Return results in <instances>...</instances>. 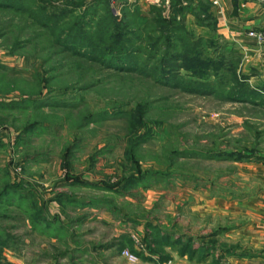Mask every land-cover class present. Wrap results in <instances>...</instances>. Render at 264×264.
Instances as JSON below:
<instances>
[{"label": "rangeland", "instance_id": "obj_1", "mask_svg": "<svg viewBox=\"0 0 264 264\" xmlns=\"http://www.w3.org/2000/svg\"><path fill=\"white\" fill-rule=\"evenodd\" d=\"M50 1L57 8L70 2ZM94 2L99 13L87 17L90 35L100 26L122 28L147 44L172 29L182 40L200 41L207 59L222 58L223 70L234 63L239 79L264 95V41L251 35L264 33V0H242L254 6L248 19L241 17L250 12L244 5L228 14L214 0L88 3ZM177 71L196 77L187 68ZM181 149L250 158L177 156ZM132 176L145 178L128 181ZM261 186L264 105L106 67L57 43L27 14L0 10V192L10 195L0 203V264H183L178 248L203 246L210 228L233 224V214L223 211L224 217L209 205ZM156 230L171 235L172 244L152 243ZM124 250L138 261H128ZM211 250L200 248L198 256Z\"/></svg>", "mask_w": 264, "mask_h": 264}, {"label": "trees", "instance_id": "obj_2", "mask_svg": "<svg viewBox=\"0 0 264 264\" xmlns=\"http://www.w3.org/2000/svg\"><path fill=\"white\" fill-rule=\"evenodd\" d=\"M90 1L88 0V2ZM88 2L86 0H70L62 8H57L51 4L50 0H0V10L21 15L27 14L34 20L35 24L50 30L54 34L57 43L75 53L91 57V59L101 62L106 67L135 71L144 76L152 77L161 84L190 93L215 95L219 98L264 105V95L257 89L251 88L243 79H239L240 77L236 74L234 63L223 70L222 58L220 60L207 59L203 53L200 41L192 43L185 41V39L182 40L179 36L172 35V29L167 30L161 36L159 35L156 37L157 39L150 37L152 41L147 44L142 43L140 37H135L136 40L130 39L125 35L122 28L118 32L103 28V32L111 42L107 40L102 42L104 38L101 37L103 34L101 26L99 27V33L90 35L85 29L89 27L87 17L91 16L93 18L99 11H97V2ZM177 3L179 4L180 0H177ZM83 6H86L84 12H79L75 15V12ZM66 18L72 20L66 22ZM156 21L162 24L165 22H162L159 17H157ZM10 25H13L12 22ZM189 38L191 40V37ZM16 42L18 45L20 44V41ZM103 43L109 46H102ZM81 49H85V51H81ZM120 59L122 61L121 65L113 63ZM179 59H182V62ZM178 68H187L196 77H186L177 71ZM219 70L223 71V73ZM229 72L231 75L227 76L226 74H229ZM143 139L147 140L148 137L144 136ZM176 153L177 156L181 157H204L239 161L250 158L249 155H243L244 153L239 151L181 149V151L177 150ZM149 174L155 178H157L156 175L162 176V172H151ZM143 178L145 176H132L127 180L132 182L138 180L141 182ZM8 199H10L8 190L3 189L0 192V203L3 204L9 201ZM147 233L149 234L150 231ZM150 236L154 238L152 243L158 244L160 241L161 244L163 242L169 245L172 244L171 235L164 236L156 230ZM163 237H167L165 241L162 239ZM176 240L177 242H182L181 238ZM152 243L150 242L149 248L155 251ZM182 246L178 248L180 252L182 254L190 252L192 256L197 251H200V248L205 249L204 246L194 249L191 243ZM139 254L142 255V253Z\"/></svg>", "mask_w": 264, "mask_h": 264}, {"label": "crops", "instance_id": "obj_3", "mask_svg": "<svg viewBox=\"0 0 264 264\" xmlns=\"http://www.w3.org/2000/svg\"><path fill=\"white\" fill-rule=\"evenodd\" d=\"M214 2L223 5L227 13L234 4H242L244 8L250 9V12L246 11L241 17L248 19L252 16L254 6L250 2L245 4L242 0H214ZM250 22L256 23L257 18L247 23ZM232 199L216 198L217 203L213 202L209 206L220 209L219 212H222L224 217L225 213L233 214V224L227 223L228 225L224 224L223 227L219 226L222 229L218 232L210 228V236L206 238L209 239L208 243H203V246L206 250L210 246L212 250L208 253L204 252L201 257L198 256L199 251L192 256L190 252L182 254L177 249L176 254L183 264H264V186L259 187L255 192L240 195L239 198H234L235 200ZM213 214L216 215V212ZM212 234H216L214 237L217 240L210 241ZM227 243H234L236 246L231 250H226L228 247L224 245ZM191 244L194 249H198L201 245L196 241H192Z\"/></svg>", "mask_w": 264, "mask_h": 264}, {"label": "built area", "instance_id": "obj_4", "mask_svg": "<svg viewBox=\"0 0 264 264\" xmlns=\"http://www.w3.org/2000/svg\"><path fill=\"white\" fill-rule=\"evenodd\" d=\"M251 35L260 41H264V33H261V32L258 33V32L252 31ZM123 254L128 259V261H130L131 263H136L138 261V256L132 252H129L128 250H124ZM164 264H173V262L169 261L168 263H164Z\"/></svg>", "mask_w": 264, "mask_h": 264}]
</instances>
